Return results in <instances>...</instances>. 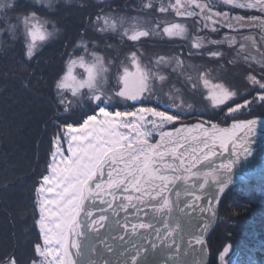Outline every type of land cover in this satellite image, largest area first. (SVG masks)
<instances>
[{
	"label": "snow or ice",
	"instance_id": "obj_1",
	"mask_svg": "<svg viewBox=\"0 0 264 264\" xmlns=\"http://www.w3.org/2000/svg\"><path fill=\"white\" fill-rule=\"evenodd\" d=\"M34 3L57 8V0ZM18 6L3 0L0 13H14L9 31L23 36L31 61L63 30ZM124 11L137 14L89 13L62 54L25 264H208L206 236L223 196L258 169L264 184V151L254 148L264 112L251 115L264 109V0H140ZM153 39L188 50L182 43L149 57L143 45ZM237 67L242 85L225 78ZM197 94L206 108L190 99ZM245 112L251 118H239ZM231 247L218 264H232ZM0 264L21 258L8 253Z\"/></svg>",
	"mask_w": 264,
	"mask_h": 264
},
{
	"label": "trees",
	"instance_id": "obj_2",
	"mask_svg": "<svg viewBox=\"0 0 264 264\" xmlns=\"http://www.w3.org/2000/svg\"><path fill=\"white\" fill-rule=\"evenodd\" d=\"M77 2L88 7L62 8L57 16L66 35L57 45L44 48L32 61L22 44L13 52L0 53V257L16 252L21 264L37 238L33 190L44 172L49 138L55 132L49 122L54 119L51 85L60 70L55 55L77 36L89 13L105 7L91 0ZM258 110L251 115L264 112ZM220 204V219L210 236L209 264H218V253L227 244L232 245L227 257L232 264H264V184L259 180L237 185Z\"/></svg>",
	"mask_w": 264,
	"mask_h": 264
},
{
	"label": "rangeland",
	"instance_id": "obj_3",
	"mask_svg": "<svg viewBox=\"0 0 264 264\" xmlns=\"http://www.w3.org/2000/svg\"><path fill=\"white\" fill-rule=\"evenodd\" d=\"M79 0H71L70 3H66L65 0H58L57 2V8L56 11H49L46 7V5H42V4H38V3H34V0H18V8L16 9V12H19L21 10H23L24 8H28L30 10H36L38 12L39 15L48 18L50 20L56 21L57 23L59 22V18H57V16H61L60 14V10L62 8H66V7H73L74 5H78L79 2H77ZM86 1V0H85ZM93 1V3L95 5H101L104 4L105 7L103 9H105V11H108L110 9H118L122 14H126V15H136L137 13L135 12H125V6H128V8H133V7H138L140 0H91ZM27 3V4H26ZM34 4V5H33ZM64 4V5H62ZM30 5V6H27ZM10 15H14L10 14ZM50 26V25H49ZM58 26V25H57ZM89 35H91V33H89ZM66 35L64 33H61L58 37L54 38L53 40L45 43L42 45V47L39 49L38 53L42 50H44V48H49V46L51 45H57V43L61 42L62 38H64ZM77 36L75 38H70L68 39V41L64 44L65 47H63L64 49H62L61 51H58L57 54L55 55V58L57 59V63L59 65V68H61L62 65V61L67 59L66 55H62L67 51H71L72 50V45L73 43H75ZM213 38H218V36H213ZM7 40V37L5 38ZM108 39L109 43H113V44H118V41L115 38H106ZM21 41V42H18ZM102 45V42H99ZM185 44L184 47V51L187 52L188 48L186 46V42L183 41H172V42H165V41H161L159 39H153V40H149L146 41L145 44L143 45L145 52L147 53V56H152L154 54H172L175 51H178V45L179 44ZM20 44L23 45L24 48V44H23V36L21 34H17L16 39H12L9 42H6L3 46H0V53L2 52H13V50H16L15 48L17 46H19ZM77 55H79L80 53L77 52ZM226 54V52H225ZM66 58H65V57ZM228 58V56L226 55V59ZM53 60V59H51ZM32 61V60H31ZM201 61L196 58H193V63H200ZM214 67V65H213ZM21 70L24 71V68H20ZM165 71H167V69H165ZM243 72V68H232L229 70V72H227L225 74V78L230 82V83H235L237 85H242V78H241V73ZM23 74V73H22ZM176 80L175 75H173L172 77V81L174 82ZM177 86L179 87V83L177 84ZM193 102L196 103V105L200 108H206L208 102L204 101L201 99V97L197 94L195 97H191L190 98ZM258 106L254 107V110L252 112V114L259 112L258 110ZM264 110V109H263ZM246 114H248L247 112H245L244 114H242L241 116H245ZM188 122V121H186ZM231 260V259H230Z\"/></svg>",
	"mask_w": 264,
	"mask_h": 264
},
{
	"label": "water",
	"instance_id": "obj_4",
	"mask_svg": "<svg viewBox=\"0 0 264 264\" xmlns=\"http://www.w3.org/2000/svg\"><path fill=\"white\" fill-rule=\"evenodd\" d=\"M256 143L254 144V148L256 149V154L259 155L262 151H264V127H258L256 135L254 137ZM259 169H258V174L254 175V176H250L248 179H246L245 181H237L234 186L235 187L237 184H247L248 182H252V181H259ZM231 187V188H232ZM220 207V205H219ZM218 212H219V208H218ZM219 218L217 219V221L215 222V224L213 225V227L210 229L209 233L206 236V240L208 242V236L209 234L214 231V229L217 227V223H218ZM208 247V244H207ZM209 249V248H208ZM210 252V249H209ZM210 257V255H209ZM209 257H208V263H209Z\"/></svg>",
	"mask_w": 264,
	"mask_h": 264
},
{
	"label": "clouds",
	"instance_id": "obj_5",
	"mask_svg": "<svg viewBox=\"0 0 264 264\" xmlns=\"http://www.w3.org/2000/svg\"><path fill=\"white\" fill-rule=\"evenodd\" d=\"M0 2H3V0H0ZM12 24H16L14 15H10L8 19H5L4 15L0 13V46L13 39L12 33L9 31V26ZM17 32H19V29H17Z\"/></svg>",
	"mask_w": 264,
	"mask_h": 264
},
{
	"label": "bare ground",
	"instance_id": "obj_6",
	"mask_svg": "<svg viewBox=\"0 0 264 264\" xmlns=\"http://www.w3.org/2000/svg\"><path fill=\"white\" fill-rule=\"evenodd\" d=\"M47 160H48V154H47ZM47 160H46V161H47ZM46 163H47V162H46ZM45 168H46V164H45ZM45 168H44V172H45ZM44 172H41V174L44 173ZM41 174H40V175H41ZM39 177H40V176H39ZM252 182H254V181H252ZM248 183H251V182H248ZM248 183H247V184H248ZM247 184H237V185H247ZM237 185H236L235 187H237ZM235 187H232L230 190H232V189L235 188ZM230 190H229V191H230ZM229 191H228V192H229ZM228 192L223 196V198L228 194ZM223 198H222V200H223ZM222 200H221V201H222ZM220 203H221V202H220ZM220 207H221V204H220ZM220 207H219V212H220ZM219 219H220V214H219ZM213 232H214V231H212V232L209 234V236H208V242H207V244H208V248L210 249V257H209L210 260H209V263H210V261H211V255H212V249L210 248V236H211V234H212ZM209 263H208V264H209Z\"/></svg>",
	"mask_w": 264,
	"mask_h": 264
},
{
	"label": "flooded vegetation",
	"instance_id": "obj_7",
	"mask_svg": "<svg viewBox=\"0 0 264 264\" xmlns=\"http://www.w3.org/2000/svg\"><path fill=\"white\" fill-rule=\"evenodd\" d=\"M224 51L226 52V55H227L228 57L231 56V51H230L229 49L225 48ZM64 57H65V56H64ZM65 58H66V57H65ZM198 61H199V59H198ZM237 68H242V67H237Z\"/></svg>",
	"mask_w": 264,
	"mask_h": 264
}]
</instances>
